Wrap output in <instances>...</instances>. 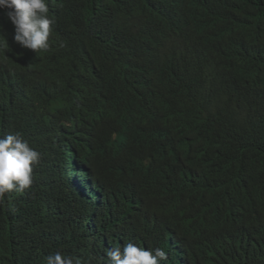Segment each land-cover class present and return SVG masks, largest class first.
Returning a JSON list of instances; mask_svg holds the SVG:
<instances>
[{
	"label": "trees",
	"instance_id": "trees-1",
	"mask_svg": "<svg viewBox=\"0 0 264 264\" xmlns=\"http://www.w3.org/2000/svg\"><path fill=\"white\" fill-rule=\"evenodd\" d=\"M157 4L179 12L177 46L196 49L193 67H180L174 73L164 66L166 51L159 57L136 55L95 36H89L88 50L80 45L85 39L72 43L69 34V46L40 56L47 76L67 84L66 102L96 108L87 117L81 109L65 105H52L39 114L46 108L42 97L51 88L39 78L33 95H28L34 59L14 40V26L6 10H0V132H21L42 154L41 167L64 172L66 153L81 155L86 150L80 127L101 117L102 130L95 132L102 137L122 130L107 154L119 162L110 172L124 188L127 177L137 170L146 175L154 172L162 180L169 165L210 161L220 166V197L199 195L195 203L224 218L217 253L204 255L198 264H264V111L241 123L235 112L216 104V98L234 86L264 89V0H154V8ZM58 27L64 29L61 16ZM64 119L79 129L65 127ZM91 163L101 172L109 169L96 160ZM19 195H30L28 203L37 209H50L35 204L32 191ZM175 200L170 185L149 207L153 215H170L186 228L187 217L172 209ZM65 201L66 206L54 205L55 214H69L66 230L75 232L77 239L71 243L59 239L46 248L32 235L42 226L39 210L29 214L16 202L0 205V264H46L45 257L57 250L81 255L82 262L101 264L105 256L91 247V232L98 224L95 236L105 244L117 232L118 218L113 211L97 214L90 208L93 202H81L73 194H67ZM237 205L248 211L240 212ZM232 213L235 216L230 218ZM22 216L26 223L17 219ZM166 233V228L153 224L143 241L162 240Z\"/></svg>",
	"mask_w": 264,
	"mask_h": 264
},
{
	"label": "clouds",
	"instance_id": "clouds-1",
	"mask_svg": "<svg viewBox=\"0 0 264 264\" xmlns=\"http://www.w3.org/2000/svg\"><path fill=\"white\" fill-rule=\"evenodd\" d=\"M153 1L0 0V10H6L7 18L14 26V40L27 49V54H30L27 56L34 59L33 77L28 74V95H33L39 78L47 81L51 88L42 97L46 108L40 109L39 114L47 113L52 105L81 109L83 117H87L89 111H97L89 104L66 102L67 84L48 77L41 66V55L56 51L65 44L69 46L68 34L72 43L85 39L80 45L88 50L89 36H95L116 43L136 55L156 54L159 57L166 51L164 66L174 73H179L180 67H193L190 64L195 62L196 49L177 46L179 12L161 4L154 8ZM60 16L64 29L58 27ZM143 29L148 32H142ZM198 88L201 92L202 85ZM197 96L193 95L194 98ZM217 103L235 112L241 123L250 122L264 111V89L234 86L217 97ZM28 109L31 111L32 106L28 105ZM62 124L73 131L79 129V126L65 119ZM80 128L84 131L86 150L74 156L67 152L64 172L41 167L42 154L21 132H0V205L16 202L27 208L30 214V211L37 209L28 203L30 195L25 198L19 195L29 190L34 194L35 204L49 206L50 209H37L42 216V226L32 232L45 248L59 239L70 243L77 239L75 232L66 230V217L69 214L56 215L54 208L55 204L66 206V195L73 194L81 202H93L90 208L97 214L113 211L119 220L117 232L105 244L101 245L95 236L99 233L98 224L91 232V247L105 256L101 264H198L204 255L217 253L218 229L224 217L216 210L197 205L195 198L213 195L219 199L220 166L210 161H187L177 168L169 165L162 180L156 179L154 172L146 175L137 170L127 177L124 188L110 172V168L119 162L110 159L107 154L123 135L122 130L102 137L95 132L102 130L101 117L90 120ZM92 160L109 169L101 172L92 165ZM170 185L176 198L172 209L187 217L186 228L177 225L170 215H153L149 207L158 202ZM126 193L129 194L127 197L114 198ZM236 207L240 212L248 211L246 206ZM234 216L232 213L230 218ZM17 219L20 223L27 221L23 216ZM153 224L167 229L165 237L162 240L143 241L144 232ZM80 257L83 256L57 250L45 257V261L46 264H90L82 262L83 258Z\"/></svg>",
	"mask_w": 264,
	"mask_h": 264
},
{
	"label": "rangeland",
	"instance_id": "rangeland-1",
	"mask_svg": "<svg viewBox=\"0 0 264 264\" xmlns=\"http://www.w3.org/2000/svg\"><path fill=\"white\" fill-rule=\"evenodd\" d=\"M137 86H138V85H135V86L133 87V90H135V89L137 88Z\"/></svg>",
	"mask_w": 264,
	"mask_h": 264
},
{
	"label": "bare ground",
	"instance_id": "bare-ground-1",
	"mask_svg": "<svg viewBox=\"0 0 264 264\" xmlns=\"http://www.w3.org/2000/svg\"><path fill=\"white\" fill-rule=\"evenodd\" d=\"M82 179V181H85V180H83V178H81Z\"/></svg>",
	"mask_w": 264,
	"mask_h": 264
}]
</instances>
